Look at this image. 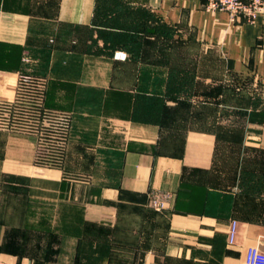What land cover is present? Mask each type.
Returning <instances> with one entry per match:
<instances>
[{
	"label": "crops",
	"instance_id": "obj_1",
	"mask_svg": "<svg viewBox=\"0 0 264 264\" xmlns=\"http://www.w3.org/2000/svg\"><path fill=\"white\" fill-rule=\"evenodd\" d=\"M205 3L0 0V120L30 75L58 122L43 164L40 131L0 123V264L264 251V13L232 22Z\"/></svg>",
	"mask_w": 264,
	"mask_h": 264
},
{
	"label": "rangeland",
	"instance_id": "obj_2",
	"mask_svg": "<svg viewBox=\"0 0 264 264\" xmlns=\"http://www.w3.org/2000/svg\"><path fill=\"white\" fill-rule=\"evenodd\" d=\"M42 93H43V84L41 81L34 82H25L20 87V98L19 102L17 101L16 106L9 108V111H6L7 113L3 115V118H6V120L2 121L0 120V123L8 122L13 123L15 126L23 127L25 128H35L38 131H40L39 142L40 147L37 151V162L43 164L44 160L47 156H52V161L55 160V152L53 149L50 151H44L43 144H44V129L48 127V129L51 130V128H57L58 122L56 125L55 117L52 116L51 124L49 123V116L47 114H44V107H43V100H42ZM9 113V114H8ZM3 123V124H4ZM26 127V128H27ZM47 138V136H46ZM48 158V157H47Z\"/></svg>",
	"mask_w": 264,
	"mask_h": 264
},
{
	"label": "built area",
	"instance_id": "obj_3",
	"mask_svg": "<svg viewBox=\"0 0 264 264\" xmlns=\"http://www.w3.org/2000/svg\"><path fill=\"white\" fill-rule=\"evenodd\" d=\"M205 8L208 11H226L232 22H254L260 13H264V0H206ZM25 82H36L37 79L30 75L22 77ZM167 195H152L151 204L160 210L165 208ZM236 234V222L232 223L230 242L233 243ZM245 264H264V251L257 246L249 247Z\"/></svg>",
	"mask_w": 264,
	"mask_h": 264
}]
</instances>
